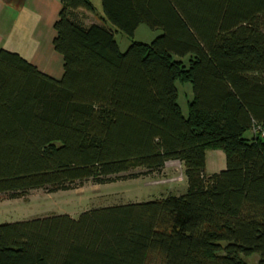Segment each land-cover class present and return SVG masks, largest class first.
<instances>
[{"label": "trees", "instance_id": "16d2710c", "mask_svg": "<svg viewBox=\"0 0 264 264\" xmlns=\"http://www.w3.org/2000/svg\"><path fill=\"white\" fill-rule=\"evenodd\" d=\"M93 1L60 0L61 79L0 50V199L170 161L184 164L186 189L0 224V264H264V139L253 133L264 127V0H100V23L86 25L79 11L95 15ZM108 24L162 34L121 51ZM177 82L191 86L186 117ZM209 149L226 167L206 176Z\"/></svg>", "mask_w": 264, "mask_h": 264}, {"label": "rangeland", "instance_id": "374dc122", "mask_svg": "<svg viewBox=\"0 0 264 264\" xmlns=\"http://www.w3.org/2000/svg\"><path fill=\"white\" fill-rule=\"evenodd\" d=\"M94 2L97 9V15L93 17L95 22L96 18L102 15V8L100 0H94ZM79 13L82 12L79 11ZM107 26L113 30L115 40L121 51H125L133 41L149 44L162 34L160 29L154 30L146 24H141L135 30L133 36L129 37L110 24ZM182 63L185 67H188V57L182 59ZM177 88L179 104L183 115L186 117L187 103L192 99L191 86L189 83L177 82ZM244 138L251 140L253 138L252 132H246ZM166 165L167 168L163 173L140 176L136 179L118 180L106 184L87 181L68 191L49 193L40 189L30 191L19 199L10 200L3 197L0 199V224L29 220L50 214H68L76 218L81 212L92 208L150 201L159 198L164 193L170 195L182 194L186 188L184 164L178 161H170ZM225 167V153L222 150L209 149L206 151V176L218 173L224 170ZM221 246L224 247L225 244ZM224 254V251L219 253V255ZM240 258L246 264H258L260 261L258 254L240 255ZM154 261L153 258L150 264H156Z\"/></svg>", "mask_w": 264, "mask_h": 264}, {"label": "crops", "instance_id": "0c3cea01", "mask_svg": "<svg viewBox=\"0 0 264 264\" xmlns=\"http://www.w3.org/2000/svg\"><path fill=\"white\" fill-rule=\"evenodd\" d=\"M60 9V0H0V50L18 53L41 73L61 79L63 57L53 47ZM81 12L86 25L100 23L98 18L93 21L97 14Z\"/></svg>", "mask_w": 264, "mask_h": 264}, {"label": "built area", "instance_id": "2783aa9c", "mask_svg": "<svg viewBox=\"0 0 264 264\" xmlns=\"http://www.w3.org/2000/svg\"><path fill=\"white\" fill-rule=\"evenodd\" d=\"M253 133L264 139V127H255Z\"/></svg>", "mask_w": 264, "mask_h": 264}]
</instances>
